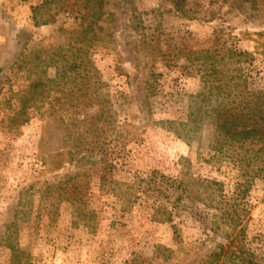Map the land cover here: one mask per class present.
Masks as SVG:
<instances>
[{"label": "rangeland", "instance_id": "1", "mask_svg": "<svg viewBox=\"0 0 264 264\" xmlns=\"http://www.w3.org/2000/svg\"><path fill=\"white\" fill-rule=\"evenodd\" d=\"M54 1L0 0V264H210L226 233L211 242L195 219L219 204L264 258V172L248 150L215 152V110L264 90V0H185L188 17L171 0H105L93 30ZM212 48L239 85L230 102L201 93L198 53ZM63 147L69 163L50 172L41 157ZM152 170L183 182L200 216L161 222L136 189ZM77 174L99 211L90 227L47 189Z\"/></svg>", "mask_w": 264, "mask_h": 264}, {"label": "trees", "instance_id": "2", "mask_svg": "<svg viewBox=\"0 0 264 264\" xmlns=\"http://www.w3.org/2000/svg\"><path fill=\"white\" fill-rule=\"evenodd\" d=\"M171 1L179 14L188 17L185 0ZM54 3L58 4L59 10L65 18H69L80 27L90 30H93L94 24L102 19L106 4L105 0H55ZM35 20H37V16H35ZM198 54L203 58L201 71L204 70L202 77L204 87L201 93L209 97L214 96L216 99L221 98L220 96L225 93L230 102L233 96L232 90L239 87L236 82L231 83L233 70L230 69L228 75V68L224 66V63L221 64L219 57L222 58V54L217 49L204 50ZM229 54L231 57L236 56L238 58L237 63L242 62L239 57L245 55L233 50H229ZM39 86V82L31 85L18 98L20 110H25L30 103L37 100L35 91ZM245 101L243 99L236 106L225 103L215 110V126L218 132L216 148L219 149L215 152L219 153L228 147V149L240 150L239 152L243 155L248 150L255 160L256 175H260L264 172V90H254L248 103L249 106L243 105ZM63 149L64 147L57 152L41 157L43 164L50 172L61 170L69 163L70 158L68 160L65 158L66 154ZM238 161L242 160L234 159V164H237ZM109 168L111 169V166ZM81 178L83 175L77 174L76 177H70L62 183L60 182L58 186L47 187V189L57 191L59 201L69 202L74 207L75 217L86 221V225L90 227V221L97 220L99 211L96 208L91 209L90 202L94 197V191ZM109 178L108 172L100 177L99 192L104 191L102 181L107 182ZM137 180H139V183H136L137 192L145 196L148 204L152 201L153 204L158 205L156 217L160 215L158 219H162L161 222H172L174 215H180L182 212L186 215L185 219L194 218L197 214V210L195 211L194 208L183 204L186 189L183 182L177 178L167 177L156 170H152L145 177H137ZM48 190H46L47 193L50 192ZM87 196L89 199H86ZM217 207V212L206 215L210 219L209 224L201 218L195 219L200 221V228L206 232V236L211 242L213 235H220L222 230L226 233L225 236L222 234V237L227 241L226 244H218L216 250L207 257L210 264H218L222 258L227 264H264V258L246 249L240 240V234L245 232L244 229L237 231L241 226L242 219L235 217V211L231 210V206L228 204H219ZM50 214L49 212V219H51ZM197 215L200 216V214ZM94 225L95 223H93Z\"/></svg>", "mask_w": 264, "mask_h": 264}]
</instances>
